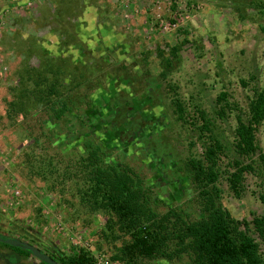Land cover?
I'll list each match as a JSON object with an SVG mask.
<instances>
[{"label":"rangeland","instance_id":"374dc122","mask_svg":"<svg viewBox=\"0 0 264 264\" xmlns=\"http://www.w3.org/2000/svg\"><path fill=\"white\" fill-rule=\"evenodd\" d=\"M59 72L75 78L74 86L85 83L92 103L85 124L63 125L44 155L58 149L71 159L85 137L96 138L113 152L111 162L142 173L158 205L193 204L195 219L199 191L190 160L204 153L206 121L229 145L221 168L235 172L230 145L238 116L264 90V0H0V232L38 249L45 240L68 257L79 245L95 251L85 228L103 223L47 200L43 182L24 164L28 133L8 113L17 81L30 86L42 73L50 79ZM221 93L227 100L219 104ZM257 141L264 154V126ZM256 165L245 174L241 197L230 191L228 174L219 186L221 203L243 230L264 216V173ZM93 254L98 264H111Z\"/></svg>","mask_w":264,"mask_h":264},{"label":"trees","instance_id":"16d2710c","mask_svg":"<svg viewBox=\"0 0 264 264\" xmlns=\"http://www.w3.org/2000/svg\"><path fill=\"white\" fill-rule=\"evenodd\" d=\"M59 73L50 79L42 73L30 86L22 82L25 78L17 81L18 88L13 89L15 97L9 103L8 113L13 119L14 115L20 119V128L28 133L24 141L27 144L24 164L33 177L41 180L37 181L43 182L47 200L55 199L56 206H71L78 213L83 210L87 218L98 217L103 223L94 230L84 229L94 234H88V238L92 235L95 251L79 245L67 259L62 258V264H98L93 252L108 256L111 264H147L161 260L170 264H264V216L255 217L252 225L243 230L221 203L219 188L221 179L228 174L230 191L241 197L245 174L255 173L258 161L264 173V154L257 141L258 132L264 126V90L257 93L248 113L238 116L235 139L230 145L236 154L231 162L235 172L221 168L229 145L220 139L211 122L206 121L204 133L209 137L204 153L199 159L190 160L189 173L199 191L195 206L199 213L192 219L193 204L191 207L158 205L142 173L111 162L113 152L105 150L96 138L85 137L80 143L82 150L74 151L71 159L62 156L58 149L53 150L54 154L44 155L52 151L53 136L60 135L63 125H71L74 120L79 125L85 124L84 113L92 103L91 92L83 89L85 83L74 86L71 81L75 78L69 80ZM28 74V79L33 80L31 72ZM226 100L227 93L217 98L219 104ZM177 109L183 118L184 109L181 105ZM226 109L222 107L219 115L225 116ZM199 113L204 118L205 113ZM200 135L203 139L202 131ZM32 142L40 147H35L39 155ZM248 160L251 163H245ZM35 166H38L36 172ZM41 213L38 212L39 217ZM0 246L4 250L0 258L7 262L13 259L14 264H33L21 260L23 253L26 257L32 255L27 248L3 243Z\"/></svg>","mask_w":264,"mask_h":264},{"label":"flooded vegetation","instance_id":"af4514ba","mask_svg":"<svg viewBox=\"0 0 264 264\" xmlns=\"http://www.w3.org/2000/svg\"><path fill=\"white\" fill-rule=\"evenodd\" d=\"M1 231V230H0ZM1 234H4V233H2V232H0V235ZM5 235V234H4ZM6 236V235H5ZM0 238H1V236H0ZM6 239L7 238H11V239H16V240H21V241H23V239H21V238H12V237H8V236H6L5 237ZM25 242V241H24ZM27 243V242H26ZM32 244H36V243H32ZM31 244V245H32ZM42 245H45V248H41V249H38L35 245H33V246H35L41 253H43V254H45V255H47L49 258H51V259H53L54 261H56L57 263H59V264H62V258H65V259H67V257L66 256H63L61 253H60V251L58 250V249H56V246L55 245H53V244H50V243H46V241L44 240V242H42L41 243ZM23 247V246H22ZM25 248V247H24ZM2 250V249H1ZM28 250V249H27ZM30 251V250H29ZM31 252V251H30ZM32 253V252H31ZM22 262L23 263H33V262H29L30 261V259L31 258H35V259H38V261H39V263H36V262H34L33 264H48L47 262H45L44 260H42L41 258H38V257H36L33 253H32V255H29L28 257H26V254L25 253H23L22 254ZM15 263V261L12 259V264H14Z\"/></svg>","mask_w":264,"mask_h":264},{"label":"water","instance_id":"95a60500","mask_svg":"<svg viewBox=\"0 0 264 264\" xmlns=\"http://www.w3.org/2000/svg\"><path fill=\"white\" fill-rule=\"evenodd\" d=\"M0 243H3L5 245H9V246H23L25 248H27L28 250H30L36 257L41 258L42 260H44L45 262H47L48 264H59L56 261H54L53 259L49 258L47 255L41 253L35 246L26 243L24 241L21 240H16V239H11V238H0Z\"/></svg>","mask_w":264,"mask_h":264}]
</instances>
